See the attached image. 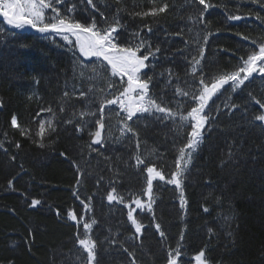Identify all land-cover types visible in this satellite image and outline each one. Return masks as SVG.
Returning a JSON list of instances; mask_svg holds the SVG:
<instances>
[{
	"label": "trees",
	"instance_id": "obj_1",
	"mask_svg": "<svg viewBox=\"0 0 264 264\" xmlns=\"http://www.w3.org/2000/svg\"><path fill=\"white\" fill-rule=\"evenodd\" d=\"M73 3L76 10L70 15L82 23L94 18L104 28L118 18L123 26L117 36L121 46L134 44L133 33L139 31L153 48L159 47L160 52L146 61L149 67L143 70L152 77L150 94L163 96L170 108L181 103L183 113L195 106L179 91H192L193 85H199L200 72L193 77L191 62L193 56L199 58L200 46L205 48L201 67L210 79L235 70L240 58H246L254 47L251 40H264V0H206L212 7L204 23L198 22L197 11L203 5L193 0H93L96 8L86 0H71L68 7ZM164 3L169 7L158 16L135 15ZM229 15L242 19L230 21ZM81 63L74 51L0 21V264H80L77 257L82 249L76 236L83 222L77 226L68 220L69 210L84 215L88 222L96 221L90 235L97 241L100 264H130L133 257L124 248L134 252L136 264H166L168 252L178 246V264H195L194 257L201 250L208 264H264V127L254 119L262 114L254 101L264 103V93L257 83L244 84L232 92L225 110L211 113V129L191 154L182 180L184 207L180 189L154 181L152 212L145 210L137 216L143 225L139 235L127 218L128 209L110 203L107 195L115 187V194L125 197L126 203L134 196L147 201L142 195L147 173L144 165H136L138 154L166 178L171 177L176 170L166 148L173 138L171 128L138 125L139 149L137 137L130 133L121 147L92 144L90 126L79 117L85 109L98 112L104 95L101 87H108L109 76L104 74L95 83L81 78ZM115 84L113 91L119 94L120 84ZM49 108L51 113L46 111ZM12 116L29 135L22 136L12 127ZM41 120L45 121L44 147L36 135ZM49 120L55 132L48 128ZM82 124L83 130L78 131ZM184 137L185 144L188 136ZM149 152L162 156L148 158ZM74 191L80 199L91 198L90 211L84 213ZM33 199L41 205L31 207ZM156 224L165 233L163 239Z\"/></svg>",
	"mask_w": 264,
	"mask_h": 264
},
{
	"label": "snow or ice",
	"instance_id": "obj_2",
	"mask_svg": "<svg viewBox=\"0 0 264 264\" xmlns=\"http://www.w3.org/2000/svg\"><path fill=\"white\" fill-rule=\"evenodd\" d=\"M71 0H0V16L4 18L7 25L12 26L15 29H22L26 25L35 29L42 34H55L62 36V39L69 45L74 44L78 49L81 57L85 58L86 63L84 67H91V71L95 76H102L104 71H110L111 77H119L120 88L117 89L118 95H115L112 99L101 98L99 101L98 117L97 112L89 111L82 112L81 116H93L97 117L92 126L96 128V131L90 133L92 136L91 143L99 145L102 143L104 137L102 132L106 127V106H119V112L117 117L119 122L122 123L120 128L121 134L130 133L133 137H137L136 147L139 149L138 132L134 125L136 121L144 117V114L148 116H154L155 119L161 122L165 120H172L173 123H177V117L179 124L178 129L184 127L185 121H190L191 132L188 136V141L185 147L179 148V158L175 161V172L171 174L170 178L166 176L155 166H149L145 160L141 158V155H136V165H144V171H146V188L143 190L142 195L146 196L147 201H143L139 196H134L131 199V203L125 202V197L119 196L116 193L115 187L107 195V200L111 202H118L124 204L128 209L127 218L131 222V225L135 229V233L142 235V223L137 219V216L142 211L152 212V204L154 202L153 188L154 181H161L166 184L175 185L177 189H180V202L181 207H184L186 201L184 200V193L182 189V180L185 174L188 172V165L191 161V154L195 152L200 144L204 140V133L211 129L210 120L213 118L211 114L206 112L209 106V101L225 87L230 86L231 91H236L240 86L245 84L254 73H258L264 77V40H251V45L246 58L241 57L240 63L236 66L235 70L231 72L221 73L210 79H206L201 67V61L205 58V48L200 46L197 49L198 56L192 57L191 72L195 78V74L199 71L200 75L199 85H193L192 91H179V95L188 97L189 100L195 104L190 108L185 116L180 109L183 107L181 103H177L176 108H170L167 106V102L163 96L154 97L150 94L149 84L152 77L148 76L147 72L143 71L149 67L146 61L151 58H155L156 54L160 52L159 47L153 48L151 43L146 41L140 32L133 33L135 43L121 46L117 42V36L120 28L123 27L120 24V20L114 19L113 24L107 27L100 28L97 22L93 18L88 24L82 23L75 19L74 15L76 6L73 3L72 7H68ZM88 5L96 8V4L93 0H86ZM194 4L203 5L202 9H197L199 16L198 22L204 23L203 17L208 10L212 7L210 3H206V0H193ZM169 5L167 3L162 4L160 7H153L150 11L137 12L135 15L146 16H158L161 13L166 12ZM63 8V13L61 9ZM103 15V14H101ZM228 20H240V15H229ZM148 33L152 32V28L145 24L144 26ZM199 35V34H197ZM70 37H74L70 39ZM243 40L248 41V36H243ZM204 44H207L208 35L203 37ZM143 52V54H138ZM92 58H95L93 60ZM98 62V63H97ZM106 62V63H105ZM83 75V73H81ZM109 77L108 87L113 88L116 82ZM126 78V79H125ZM126 85V86H125ZM93 89L89 88L88 92L92 93ZM86 93L80 92V96H85ZM64 96L67 97L68 93L65 92ZM91 99V97H89ZM159 99V102H157ZM256 103L260 108H264V103L260 100H256ZM164 104L165 106H161ZM42 111H44L42 109ZM46 111L52 112L49 108ZM63 111V108H61ZM123 113V115H121ZM139 114V115H138ZM39 116V113L37 114ZM107 119H110L108 117ZM255 121L264 122V114L255 116ZM71 122V121H69ZM131 122V123H129ZM48 128L55 132V126L51 121H47ZM11 125L13 128H18L22 136L29 135V131L26 128L21 127L18 124L17 117L12 116ZM83 124L78 126L77 130H83ZM110 126V125H109ZM264 127V124H261ZM41 137L39 146L44 147L43 137L45 135V121L41 120L39 123V131L36 133ZM2 147V145H0ZM16 147L19 148L20 144L17 143ZM187 149V151H186ZM65 155V153H61ZM229 160L232 158L231 151L228 153ZM14 159V157H13ZM77 184H80V180H77ZM12 186V181H9V187ZM73 195L80 200L84 213L90 211V200L80 199L78 191H74ZM41 205L39 199H33L31 201V207ZM132 205H135L133 207ZM205 211L207 209L205 208ZM56 215L60 216L59 210L56 211ZM67 219L76 222L77 226L83 222V233H77L76 242L82 249V253L77 257L80 264H100L97 259V241L89 236V232L92 230L93 225L96 224L94 219L91 222L85 220L84 215L78 216L74 210L67 212ZM155 228L159 232L160 237L163 239L165 233L160 230V225L156 224ZM83 237V238H81ZM183 237H181V240ZM114 242V241H110ZM124 251L128 256L133 257L130 264H136L134 252L124 248ZM86 254V255H84ZM181 258V247L168 252L166 264H178ZM195 264H208L205 256V251L201 250L194 257Z\"/></svg>",
	"mask_w": 264,
	"mask_h": 264
},
{
	"label": "rangeland",
	"instance_id": "obj_3",
	"mask_svg": "<svg viewBox=\"0 0 264 264\" xmlns=\"http://www.w3.org/2000/svg\"><path fill=\"white\" fill-rule=\"evenodd\" d=\"M0 19L4 22V24L6 26H8L9 28H13L12 26L7 25V22L4 20V18L2 16H0ZM13 29H15V28H13ZM17 30H19V31H27V32H31V33L40 35L43 39L54 41L57 44H59L60 47H62L64 49H67L68 51H74L78 55V57L81 59V62H82L80 64L79 68H78V73H79L81 78H85V79L91 80L92 82L95 83L96 81H94V80L95 79L96 80L103 79L104 74L109 76V77H111L110 71H104L102 76H95V74L91 71V67L90 66L89 67H84V64L86 63L85 58L80 56V54L78 52V49L75 47L74 44L69 45L67 42H65L62 39V36H60V35L47 34V33L42 34V33H39L38 31H36L35 29L31 28L30 26H27V25L24 28L17 29ZM70 39L74 40V37H70ZM92 59L95 60V58H92ZM81 73H83V75H81ZM104 78H107V77H104ZM111 80L116 82V84H115L116 86H118L120 84L119 83V77H111ZM106 81H107V84H108V82H109L108 79H106ZM249 82L257 83V86L259 87V90H261L264 93V77H262L258 73H254L253 76L250 77L248 81H245V84L249 83ZM242 86H240V87H242ZM101 88H102V90L104 92L103 93L104 95L101 96V98L111 99L110 97H112L113 94L118 95V94H116L115 91H113V88H112V91H108L109 87H104V88L101 87ZM226 88H227V91L223 92L224 89H226ZM232 92H234V91L230 90V86L229 85H225V87L223 89H221V91L219 93H217L212 98V100L209 101V106L206 109V112L211 114L212 112H214L216 110H222V111L225 110L229 106L230 95L232 94ZM219 94H221V98H218V100H217L216 97ZM112 98H114V97H112ZM211 103H212V105H211ZM254 105H256L261 110L262 114H264V108H260V106L256 103V100L254 101ZM173 109H175V107H173ZM181 110H182V108L180 109V111ZM89 111L90 110L85 109L82 112H89ZM119 111L120 110H119V106L118 105L106 106V108H105L106 127H105V130L102 132V136L104 137V139H103L102 143L99 144V146L101 148L106 146V145H109V147H121L122 143L124 142V140H125V138L127 136V134H123L122 135L121 131H120V128L123 125H122L121 122H119L118 117H117V112H119ZM183 114L186 116L187 112H185ZM121 115H123V113H121ZM97 117H98V112H97ZM97 117H93V116H83L82 117L81 114H80L79 118L82 121V123L86 124L87 126H90V127L87 128L89 135H90V133L96 131V128L94 126H92V124H93L94 120ZM108 117H110V119H107ZM144 117H146V118H141V119L136 121V124L134 125L135 129H137L138 125H141V124H143L142 127L152 126L153 124H157V126L162 127V128H164V127H166V128L170 127L171 128L170 132H171L173 138H172V140L170 139L169 141H167L166 148H168V151L170 152V154L173 155V164H175V161L179 158V151H178L179 148H183L187 144V143L184 144V141H185V138H186V137H184V135L185 136H189V134L191 132V127L189 126L190 125V121H185L184 122L185 126L178 129V127H177V124H179L178 117H177V123H173V121L170 120V119L161 122L160 120L155 119L154 116H148V114H144ZM261 123L264 124V122H261ZM176 138L179 140V142L175 141ZM172 141H173V143H172ZM182 141H183V144H182ZM186 151H187V149H186ZM158 156H162V154L149 152V155L147 157L156 160L158 158ZM81 224H83V223H81ZM80 229L81 230H80L79 233L82 234L83 233V225L80 227ZM89 236H91L90 232H89ZM81 238H83V237H81ZM128 241L130 243H133V239L132 238H129Z\"/></svg>",
	"mask_w": 264,
	"mask_h": 264
}]
</instances>
